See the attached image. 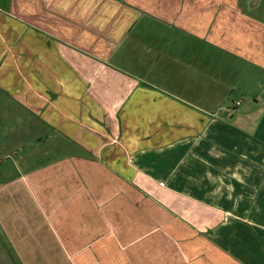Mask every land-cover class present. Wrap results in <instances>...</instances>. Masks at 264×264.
Returning <instances> with one entry per match:
<instances>
[{"label": "crops", "instance_id": "1", "mask_svg": "<svg viewBox=\"0 0 264 264\" xmlns=\"http://www.w3.org/2000/svg\"><path fill=\"white\" fill-rule=\"evenodd\" d=\"M249 1L0 0V264H264Z\"/></svg>", "mask_w": 264, "mask_h": 264}, {"label": "rangeland", "instance_id": "2", "mask_svg": "<svg viewBox=\"0 0 264 264\" xmlns=\"http://www.w3.org/2000/svg\"><path fill=\"white\" fill-rule=\"evenodd\" d=\"M253 9H258V11H264V0H261L259 4H257V6Z\"/></svg>", "mask_w": 264, "mask_h": 264}, {"label": "water", "instance_id": "3", "mask_svg": "<svg viewBox=\"0 0 264 264\" xmlns=\"http://www.w3.org/2000/svg\"><path fill=\"white\" fill-rule=\"evenodd\" d=\"M261 0H250L248 3H249V7L250 8H254V7H256L257 6V4H259V2H260Z\"/></svg>", "mask_w": 264, "mask_h": 264}, {"label": "built area", "instance_id": "4", "mask_svg": "<svg viewBox=\"0 0 264 264\" xmlns=\"http://www.w3.org/2000/svg\"><path fill=\"white\" fill-rule=\"evenodd\" d=\"M238 104H240V103H238Z\"/></svg>", "mask_w": 264, "mask_h": 264}]
</instances>
